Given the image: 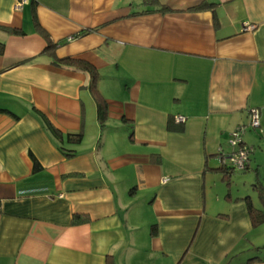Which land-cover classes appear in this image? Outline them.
<instances>
[{
	"label": "crops",
	"instance_id": "crops-1",
	"mask_svg": "<svg viewBox=\"0 0 264 264\" xmlns=\"http://www.w3.org/2000/svg\"><path fill=\"white\" fill-rule=\"evenodd\" d=\"M158 1L0 0V264H264L218 158L257 108L264 181V0Z\"/></svg>",
	"mask_w": 264,
	"mask_h": 264
},
{
	"label": "trees",
	"instance_id": "trees-1",
	"mask_svg": "<svg viewBox=\"0 0 264 264\" xmlns=\"http://www.w3.org/2000/svg\"><path fill=\"white\" fill-rule=\"evenodd\" d=\"M144 2L157 4L159 1L158 0H144ZM195 8H200V5L196 6ZM159 10L160 11H166V10H169V8L165 5H162L159 8ZM153 11H154V9H143L140 11L133 12L132 15L149 13V12H153ZM36 27H37V30H39V32L43 35V37L47 36L44 33V31H42L40 29V27L38 25H36ZM0 28L2 30L6 31L7 33H11V34L23 33L21 30H17V29H13V28H7V27H0ZM47 42H48V45L46 46V49L49 50L52 47V44L49 41H47ZM2 50H3V43L0 42V53L2 52ZM56 62L59 64H62V65H65V66H72V67L78 68V69L83 70L89 74V77H90L89 89H90V91H91V93L95 99V102H96L97 119H98L99 123L101 125H103L105 120H106L107 105H106L105 100L100 96L98 89H97V86H96L97 79H98V72L95 69V67H93L88 62H85L79 58H73V57H64V58H59V59L57 58ZM45 124H46L47 128L50 130V132L55 137H58V138L62 137L61 133L55 127H53L48 121L45 120ZM66 138L70 141L79 142L81 140V133H76V134L75 133H69L66 135ZM69 155L71 156V154H69ZM247 166L245 167V169H243L239 172H244L247 169ZM220 170L223 173V178L225 179V181L229 185L230 184V176L232 175V173L234 171L232 169H228L227 167H224V166H221ZM251 186H252V189L256 193V196H257L258 201H259V206L253 205V203L251 201V196L248 194L237 196L235 198V201L242 200L245 202V204L247 206L248 213L250 214V217H251L252 224L257 226V225L264 223V184H262V181L257 177V178H255V181H253ZM228 196H229V194H227V197ZM78 221H76V222H78ZM80 221H82V220H80ZM155 226L156 225H154V224L152 225L151 233L155 232ZM255 258H257V257H255ZM105 264H114V262L111 260V257L108 256L105 260Z\"/></svg>",
	"mask_w": 264,
	"mask_h": 264
},
{
	"label": "built area",
	"instance_id": "built-area-1",
	"mask_svg": "<svg viewBox=\"0 0 264 264\" xmlns=\"http://www.w3.org/2000/svg\"><path fill=\"white\" fill-rule=\"evenodd\" d=\"M27 1L28 0H15L14 9L20 10ZM72 39H74V37H69L67 40ZM248 115V124L239 125L230 134L228 145L230 146L231 150L228 153H223L222 149L220 148L218 153V158L221 165L227 167L228 169H232L233 171H241L245 169V167L248 165L250 154L253 151V147L244 143L242 139L243 134L248 128L259 130L260 127L258 109L250 108ZM176 121L182 122L184 121V117L177 116Z\"/></svg>",
	"mask_w": 264,
	"mask_h": 264
},
{
	"label": "rangeland",
	"instance_id": "rangeland-1",
	"mask_svg": "<svg viewBox=\"0 0 264 264\" xmlns=\"http://www.w3.org/2000/svg\"><path fill=\"white\" fill-rule=\"evenodd\" d=\"M248 121L246 124H248ZM262 172H264V171H262ZM215 177H216V181H217L216 184H218V185H219V183L220 184H226V182L223 181V183H222L220 181V174L216 173ZM253 178H254V171L253 170H248L247 172H234L230 177V184L232 186V189L238 187L239 192H242L244 194H245V192H249V194H251L253 197L254 204L259 205L258 201L256 200L255 194H254V192L250 186V183L253 182ZM259 179L262 180L261 175L259 176ZM262 182H264V181H262ZM214 190H215V188H214Z\"/></svg>",
	"mask_w": 264,
	"mask_h": 264
}]
</instances>
